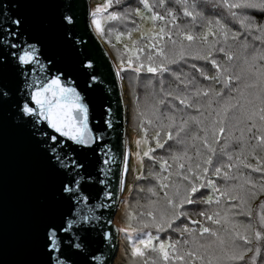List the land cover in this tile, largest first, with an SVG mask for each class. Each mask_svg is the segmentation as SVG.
<instances>
[{
  "label": "snow or ice",
  "instance_id": "6c2138e0",
  "mask_svg": "<svg viewBox=\"0 0 264 264\" xmlns=\"http://www.w3.org/2000/svg\"><path fill=\"white\" fill-rule=\"evenodd\" d=\"M83 19L73 0H0V145L11 128L40 173L14 264H264V0H104ZM85 36L127 79L131 169L90 127Z\"/></svg>",
  "mask_w": 264,
  "mask_h": 264
},
{
  "label": "water",
  "instance_id": "95a60500",
  "mask_svg": "<svg viewBox=\"0 0 264 264\" xmlns=\"http://www.w3.org/2000/svg\"><path fill=\"white\" fill-rule=\"evenodd\" d=\"M11 2H17V0H11ZM19 2L22 3L23 0ZM73 2L84 18L80 26V31L83 33L91 1L73 0ZM22 10L26 13L29 11L26 8ZM84 38L87 41L85 51L95 59L99 66L100 78L103 80L102 84L86 92L90 109V127L105 134L104 141H98V143H107L109 147L105 152L110 151L115 155L117 164H120L122 151H128L129 147L125 87H121L120 82L115 80L113 60L104 55L109 51L106 45L99 38L93 37L91 40L87 36ZM45 48L48 53H54L59 57L58 67L72 65L75 61V53L59 45L52 36L45 40ZM54 71L55 69H52V72ZM69 86H77L78 91L85 92L82 78H77L76 85H72L69 81ZM105 119L111 120L113 125L111 129L106 127ZM64 148L66 151H73L77 146L65 140ZM88 159L92 162L90 170H93L97 158L90 153ZM103 167L107 170V166ZM112 167L115 168L116 165ZM94 174L102 180L108 179L104 172ZM39 179L40 173L33 152L9 128L6 140L0 145V264H14L20 258L27 221L41 195ZM103 187V184L96 185L91 194L96 195ZM115 226L114 221L113 227Z\"/></svg>",
  "mask_w": 264,
  "mask_h": 264
},
{
  "label": "rangeland",
  "instance_id": "374dc122",
  "mask_svg": "<svg viewBox=\"0 0 264 264\" xmlns=\"http://www.w3.org/2000/svg\"><path fill=\"white\" fill-rule=\"evenodd\" d=\"M91 1V0H90ZM93 3L91 4L92 7H94L96 4H102L104 2V0H92ZM107 27V26H106ZM133 38H136L135 34L133 36ZM106 45V44H105ZM106 47L108 48V45H106ZM109 50V48H108ZM110 51V50H109ZM124 84H125V94H126V102L128 104V119H129V102H128V98H127V91H126V82L124 81ZM139 138V135L137 133H134L133 135H130V132H129V147H128V151L130 153H132V155L129 156V169H131L134 165V161H135V156H134V153L136 151V148H135V139ZM128 178V177H127ZM122 196H127V191L125 190V192L122 194ZM121 211H122V206H121ZM119 212L117 213V216H116V220H115V223L118 224L119 222Z\"/></svg>",
  "mask_w": 264,
  "mask_h": 264
},
{
  "label": "trees",
  "instance_id": "16d2710c",
  "mask_svg": "<svg viewBox=\"0 0 264 264\" xmlns=\"http://www.w3.org/2000/svg\"><path fill=\"white\" fill-rule=\"evenodd\" d=\"M93 3V1L91 0V4ZM92 7V6H91ZM120 29L122 30L123 29V25H120L119 26ZM119 47V45H117ZM125 82H126V86H127V79H125ZM141 96L143 95L142 92L139 93ZM127 98H128V102L129 100L131 99L130 96L128 95L127 93ZM128 129H129V132H130V135H133L134 133H137L139 135V131L138 129L136 128L135 126V122H134V119H133V109H132V106L130 105L129 103V119H128ZM147 161L145 162L146 164V169H147ZM127 182L128 183H131L132 182V177L129 175L128 178H127ZM135 197V193L133 194V197L131 199H134ZM238 219H242V218H238Z\"/></svg>",
  "mask_w": 264,
  "mask_h": 264
}]
</instances>
